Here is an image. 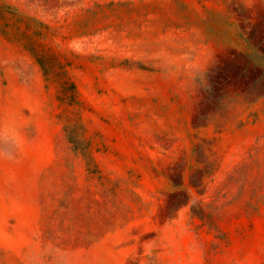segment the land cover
<instances>
[{"label":"rangeland","instance_id":"1","mask_svg":"<svg viewBox=\"0 0 264 264\" xmlns=\"http://www.w3.org/2000/svg\"><path fill=\"white\" fill-rule=\"evenodd\" d=\"M0 264H264V0H0Z\"/></svg>","mask_w":264,"mask_h":264}]
</instances>
